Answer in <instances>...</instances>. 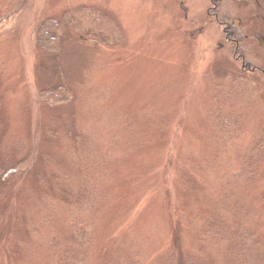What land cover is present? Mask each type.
I'll use <instances>...</instances> for the list:
<instances>
[{
  "label": "rangeland",
  "instance_id": "1",
  "mask_svg": "<svg viewBox=\"0 0 264 264\" xmlns=\"http://www.w3.org/2000/svg\"><path fill=\"white\" fill-rule=\"evenodd\" d=\"M263 249L264 0H0V264Z\"/></svg>",
  "mask_w": 264,
  "mask_h": 264
},
{
  "label": "trees",
  "instance_id": "2",
  "mask_svg": "<svg viewBox=\"0 0 264 264\" xmlns=\"http://www.w3.org/2000/svg\"><path fill=\"white\" fill-rule=\"evenodd\" d=\"M64 90L66 89L58 88V90H55L54 92L50 93L49 96H51L52 98L56 100H62V99L66 100L65 99L66 94L64 93ZM99 189L100 187L94 186L93 184H87V185L81 186V190L77 193V195L73 196L74 202L65 203V207L70 212V214L77 216V218L73 219L74 221H72L74 230H73V233L70 235L71 246L68 251V254H71V252L73 251L71 249L76 247V245L77 247H82V246L84 247L85 245L89 244V240H90L89 228L87 225L85 226L83 222H79L77 219H78V214L80 212L85 211L87 208H89L90 210L95 209L96 202L94 201L99 200L100 197H102L101 191ZM69 191L71 194H73L70 188H69ZM61 193L65 195L66 194L65 189L64 191H61ZM91 194L95 196L96 199H94ZM93 205H94V208H93ZM211 229L215 230V228H211ZM236 230L237 228L233 230L232 233L221 232L227 236L230 235L232 237L231 241L234 243V248H233L234 250H232V253H233L234 258L239 261L254 260L255 259L254 254L250 250L252 246L251 247L248 246V248H246V244L250 240L249 232L246 233L245 235H240L239 233L241 229L238 231V233H236ZM258 257H262L260 260L261 263L256 262L255 264H264V249L262 250V252H260Z\"/></svg>",
  "mask_w": 264,
  "mask_h": 264
},
{
  "label": "flooded vegetation",
  "instance_id": "3",
  "mask_svg": "<svg viewBox=\"0 0 264 264\" xmlns=\"http://www.w3.org/2000/svg\"><path fill=\"white\" fill-rule=\"evenodd\" d=\"M227 31H231V29H230V27H226V29H225V32H227Z\"/></svg>",
  "mask_w": 264,
  "mask_h": 264
}]
</instances>
